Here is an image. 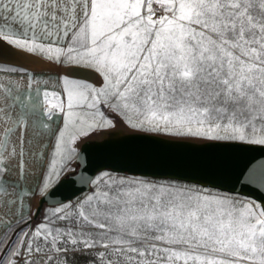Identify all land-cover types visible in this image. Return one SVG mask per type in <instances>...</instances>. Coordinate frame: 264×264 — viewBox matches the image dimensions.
<instances>
[{"label": "snow or ice", "instance_id": "1", "mask_svg": "<svg viewBox=\"0 0 264 264\" xmlns=\"http://www.w3.org/2000/svg\"><path fill=\"white\" fill-rule=\"evenodd\" d=\"M0 44L32 58L0 62V264H264V202L76 171V145L117 122L137 138L264 147V0H0ZM45 150L39 186L20 189ZM243 175L264 186V161ZM68 183L94 187L43 207Z\"/></svg>", "mask_w": 264, "mask_h": 264}, {"label": "water", "instance_id": "2", "mask_svg": "<svg viewBox=\"0 0 264 264\" xmlns=\"http://www.w3.org/2000/svg\"><path fill=\"white\" fill-rule=\"evenodd\" d=\"M171 139L165 136L137 138L130 131H109L101 138H88L79 147L86 164L84 168L76 167V171L86 169L87 176L94 177V174L107 169L210 183L264 202V186L240 183L249 168L264 161V147L212 148L195 142H169ZM78 163L76 161V165ZM90 188L91 185L83 183L65 184L59 194L49 197L44 205H54L57 200H71Z\"/></svg>", "mask_w": 264, "mask_h": 264}, {"label": "crops", "instance_id": "3", "mask_svg": "<svg viewBox=\"0 0 264 264\" xmlns=\"http://www.w3.org/2000/svg\"><path fill=\"white\" fill-rule=\"evenodd\" d=\"M2 63H4V62H2ZM6 64H11V63H6ZM11 65L15 66V67H23V66H19L17 64H11ZM81 68L84 70L85 75H75V74H73L74 78L86 79V80H88L91 83H99L100 82L101 78H100L99 74L95 73L91 69H86V68H83V67H81ZM50 90L51 91H59L58 88H50ZM54 119H59V117L58 116L54 117ZM94 135H92V136H94ZM92 136H90L89 138H91ZM81 143L82 142H79L76 145V147L78 149H79ZM48 156H49L48 150H45L43 158L32 169V173L30 175H27L24 180L20 181V189H27L28 191H34V190L37 189V187L39 186V183H40L41 173L44 171L45 165H46V163L48 161ZM72 166L73 167L76 166V161L72 162ZM16 178L17 177H13V179H16ZM20 189H18V191ZM24 203H29V201L27 199H25ZM11 217H17V216L11 215Z\"/></svg>", "mask_w": 264, "mask_h": 264}, {"label": "bare ground", "instance_id": "4", "mask_svg": "<svg viewBox=\"0 0 264 264\" xmlns=\"http://www.w3.org/2000/svg\"><path fill=\"white\" fill-rule=\"evenodd\" d=\"M31 56H29L26 53H16L15 50L7 46L6 44H0V62L4 63H11V64H17L19 66L23 67H30L29 61H31ZM73 74L75 75H85L84 70L81 67H74L73 68ZM93 76V75H92ZM126 127H124L122 124L117 122L116 128L109 129V131H120L122 132L125 130Z\"/></svg>", "mask_w": 264, "mask_h": 264}, {"label": "rangeland", "instance_id": "5", "mask_svg": "<svg viewBox=\"0 0 264 264\" xmlns=\"http://www.w3.org/2000/svg\"><path fill=\"white\" fill-rule=\"evenodd\" d=\"M4 64H6V63H4ZM10 65H11V64H10ZM124 127H125V126H124ZM108 130H109V129L102 130L99 134H95V135L92 136L91 138H101V137H103V136H105V135L107 134V131H108ZM124 131H130V130L126 127V129L123 130L122 132H124ZM80 145H81V144H80ZM74 167H76V166H74ZM106 170H107V169H106ZM102 171H105V170H102ZM107 171H110V172H112L113 174H117V175H120V176H125V175H135V174H129V173L114 172V171H111V170H107ZM100 172H101V171H100ZM135 176H140V177L147 178V179H159V180L172 179V180H177V179H173V178H160V177H150V176H141V175H135ZM185 182H188V181H185ZM188 183H193V182H188ZM93 187H94V186L91 185V188H90L89 190H87V191H85V192H83V193L77 195L76 197H74V198L71 199V200L75 201V200H78V199H82L84 196L90 194V192L93 190ZM242 196L245 197V198H247V199L255 200V199H253V198H251V197H248V196H244V195H242ZM256 201H257V200H256ZM257 202H258V201H257ZM27 204H28V203H25V205H27ZM31 204L34 206V205L36 204V201H32ZM51 206H53V205H44L43 207H51ZM33 210H34V208H33ZM13 211H15V209H13ZM22 214L25 216V218H27V214H28V208H27V207L24 208ZM11 215H12L11 213L8 214L7 219H10V220L12 221L13 225H14V224H15V221H16V219H17L18 217H11ZM3 227H7V224H5ZM3 227H0V231H3ZM81 264H83V262H81Z\"/></svg>", "mask_w": 264, "mask_h": 264}]
</instances>
